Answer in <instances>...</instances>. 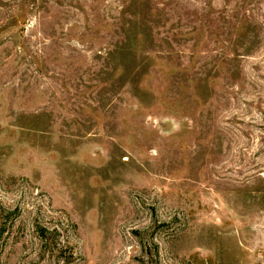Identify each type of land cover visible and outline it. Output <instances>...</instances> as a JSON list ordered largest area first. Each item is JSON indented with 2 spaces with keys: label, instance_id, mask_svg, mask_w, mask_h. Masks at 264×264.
Instances as JSON below:
<instances>
[{
  "label": "rangeland",
  "instance_id": "374dc122",
  "mask_svg": "<svg viewBox=\"0 0 264 264\" xmlns=\"http://www.w3.org/2000/svg\"><path fill=\"white\" fill-rule=\"evenodd\" d=\"M0 264H264V0H0Z\"/></svg>",
  "mask_w": 264,
  "mask_h": 264
}]
</instances>
